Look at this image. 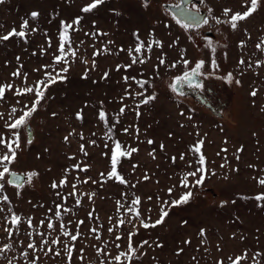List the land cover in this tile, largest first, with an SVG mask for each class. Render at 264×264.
<instances>
[{"label": "rangeland", "instance_id": "1", "mask_svg": "<svg viewBox=\"0 0 264 264\" xmlns=\"http://www.w3.org/2000/svg\"><path fill=\"white\" fill-rule=\"evenodd\" d=\"M91 2L0 3V36L20 31L28 22L25 38L0 41V85H13L0 100V135L10 142L13 132H19L20 146L9 168L25 175L19 188L7 183V174L0 181V249L11 245L0 253V264H69L66 246L73 249L70 264H118L115 257L128 253L131 233L135 258L121 257L119 264H233L245 254L240 264H264V201L255 199L264 193L257 182L264 178V0L236 29L226 21L246 11L250 0L191 2L187 6L204 10L208 24L187 29L164 7L178 0H148L147 7L144 0H105L93 12H82ZM225 9L231 10L228 16ZM78 17L80 23L73 24ZM62 22L73 24L71 50L66 45L67 63L56 64ZM141 41L151 51L137 54ZM199 61L204 62L201 87L182 85L173 92L175 78ZM64 67L66 79L48 87L27 126L6 128L36 99L35 92H14L35 89L47 79L46 72L55 76ZM17 71L20 76H13ZM149 96L155 99L143 103ZM13 108L17 111L10 116ZM199 141L203 144L195 153ZM117 142L124 151L137 149L117 164L123 183L108 176ZM6 152L0 145V156ZM200 154L206 178L201 186L185 189L181 180L200 166ZM32 172L37 175L28 183ZM197 178L199 173L189 183ZM64 179V186L52 188ZM186 191L192 193L189 201L171 207ZM137 198L139 204L133 205ZM162 207L168 211L162 223L141 226V221L152 225L160 219ZM13 213L21 218L19 231L10 223ZM62 228L70 235L64 236ZM77 233L78 239L71 240ZM144 241L148 243L141 247ZM29 243L35 248L29 249Z\"/></svg>", "mask_w": 264, "mask_h": 264}, {"label": "snow or ice", "instance_id": "2", "mask_svg": "<svg viewBox=\"0 0 264 264\" xmlns=\"http://www.w3.org/2000/svg\"><path fill=\"white\" fill-rule=\"evenodd\" d=\"M3 0H0V3H2ZM184 0H180L179 3H176L175 5H172L171 7H174L176 10V16H174L173 18L176 20V23L179 24L181 27L187 29L190 27H199L201 24H208V20L207 19H202L199 16V10L197 9L195 11V13H193V11H191L190 9L183 7ZM103 3H105V0H92V2L86 6H84L81 11L84 13H91L93 12L95 9L98 8V6L102 5ZM261 0H250V7L247 8L246 11H244L243 13H234L231 15L230 19L228 21H226L227 23H229L231 25V27L233 29H236L237 24L239 21L245 20L247 19L250 15H252L258 8V6L260 5ZM144 6L147 7L148 6V0H144ZM231 10L230 9H225L224 10V15L228 16L229 12ZM31 16L33 18H36L38 16V13L33 12L31 13ZM179 17V18H177ZM183 18V20L187 21V23H182L181 19ZM80 23V18H76V20H74L73 24H79ZM216 23H221V21L219 19L216 20ZM73 24H67L65 22H62V28L63 31L60 34L59 40V47H58V52L59 55H57L55 57V63L59 64L61 62L67 63V55L68 53H66L65 51V46L67 45L69 50H71V38L69 36V29H73ZM28 28V22L24 21L21 25V30L17 31L16 29H13L11 32H9L7 35H3L0 36V41H6L9 40L11 37H18V38H25L26 37V32L23 29ZM33 31H35V29H33ZM93 35H95V33H93ZM153 43L157 44L158 46L162 47V44L159 41H154ZM211 44H209V48H211ZM258 48H260V45H257ZM142 50H146V51H151V45H148L147 49L145 48V43L143 41L139 42L137 44V46L135 47L134 51L139 54L142 52ZM121 51H123V49H121ZM129 55H132L133 50L129 49ZM214 51V49H213ZM72 56L76 55L75 51H71L70 53ZM99 53L94 52V56L98 55ZM19 59V58H18ZM137 57H133L132 59V63H136L137 62ZM140 63H145V60L143 59H139ZM84 63H87V61H84ZM165 63V61L161 58L160 59V64L163 65ZM183 63L185 66H187L189 64V61L187 60H183ZM213 65L215 66V61L212 62ZM241 64L244 63L243 60L240 61ZM93 66H95V61H93ZM204 66V62L203 61H199L196 63L195 67L192 68L190 71H185L183 73L182 76L176 77L175 81L173 82V84L170 85V88L173 92L177 91V86L179 84L182 83H187L192 87H196L199 88L201 87L200 83L195 82V78L202 75L201 73V68ZM48 66H45V68H47ZM171 67H176L175 64H172ZM68 71L67 67L61 68L59 70V72H56V75L53 76L52 73L50 72H46V80H41L38 81L36 84L35 89L33 87H27L24 89H17L14 92V95H25L27 93H33L35 92V96L36 99L32 102V106L31 108H29L27 111H24L22 115H20L18 118H16L14 120V122L12 123H6L5 127L9 128L11 130H19L22 127H26L27 126V122L30 119V117L33 115V113H35L37 111V108L39 106V104L41 103V101L44 99L45 96V92L47 91L48 87H50L52 84L57 83L58 81H63L66 79V76L62 75L61 73H66ZM13 76H20V72L17 71L15 73L12 74ZM107 75V74H105ZM26 78V77H25ZM127 80V77L125 78ZM227 79L229 80V82H231V74L229 73L227 76ZM143 83H147V81L143 82ZM143 83L140 84L141 87H143ZM237 84L240 83V81H236ZM41 86H43V90L41 89ZM13 90V85L12 84H7V85H0V100H4L5 99V93L6 91H12ZM251 95L253 97H255L257 95V92L254 90ZM155 96H149L147 97L143 103H148L151 100H154ZM16 109L13 108L10 116H14L16 113ZM121 112H123V109H121ZM183 115V113H181ZM79 117V114H77ZM0 118H2V114H0ZM99 118L101 120H104L106 118V114L101 112L99 114ZM125 131H127V129H125ZM13 136L15 137L14 140L12 141H6L2 135H0V145H3L6 149L7 152L0 156V168H2V171H0V181H3L5 179L6 174L8 176H11L12 179H8L7 183L10 185H14L17 188L22 187L23 184L25 183V179L22 178L21 176H19L18 174L11 172L9 165L15 163L16 160V156H17V149H19L20 146V136H19V132L18 131H14L13 132ZM67 140V137L65 138ZM31 141H29L30 143ZM94 143V142H93ZM148 143H153L152 141H148ZM203 144V141H199L197 143V145H195L192 148V151L195 153H200L201 150V146ZM15 145V147L13 146ZM161 148H163V145H161ZM81 151H83V146H81ZM137 149L135 148H131L127 151L122 150L121 145L119 144V142H117L112 150L111 153V171L108 173L109 177H115L118 180H120L121 183H123V179L119 176L118 172H117V164L119 163L120 157L122 156H130L131 153L136 152ZM223 151H227L226 149H224ZM239 151V150H238ZM85 155H87V153H85ZM181 159H183V155L181 156ZM237 159H239V157H237ZM198 164L200 165L195 171L193 172H189L187 173L181 180V184L180 186L185 188V189H190L191 187H196V186H201L204 182V179L206 178V161L205 158L202 154L199 155V159H198ZM76 167H79L78 165ZM223 167V165H222ZM85 170V169H82ZM199 173V178L195 179L192 183H189V177H197ZM214 174V173H213ZM37 175L35 172L29 173L27 174V182L30 183L31 179ZM66 179L61 180L60 184L57 185L56 182H53V184L51 185L52 188H57L62 187L66 184ZM257 182L259 185L264 186V178H257ZM75 187V186H73ZM4 189V184L0 183V192H2ZM169 194H171L172 189H169ZM192 193L191 191H186L178 200H173L170 202V206L171 207H175V206H179L181 204H185L189 201L190 197H191ZM2 199L4 201L8 200L7 196H3ZM255 199L257 201H264V193L258 194ZM165 204H169V202L165 201ZM139 204V199L137 198L136 200L133 201V205ZM59 207V206H58ZM3 209L0 208V212H2ZM129 211H132V209H129ZM136 216H139V212L137 211ZM91 215V214H89ZM168 215V211L165 210L163 207L161 208L160 211V219H158L154 224L149 225L148 223H144L143 221H141V226L144 228H148V227H155L156 225H159L160 223H162L164 221V218L167 217ZM57 216H59V213H57ZM21 222V218L17 215H15L14 213L12 214L10 223L13 226V228L16 229V231H19V224ZM29 227H31V219H29L27 221ZM43 224V221L41 222ZM120 224H123L124 221L120 220L119 222ZM79 224H83V221H80ZM47 227L49 229L53 228V224L52 223H48ZM62 233L64 236H69L70 233L67 230H64L63 228L61 229ZM112 229H109V231H111ZM5 231H7L9 233V236L12 235V230L9 228H6ZM91 231L96 232V229H91ZM201 235L204 234V231L201 230ZM78 235L79 233H77L76 235H71V240L75 241L78 239ZM135 235V233H131L129 236V245H128V253H121L120 255L115 257V260L118 262L121 261V257H125L129 262H131V260H133L135 258V249L132 247L131 244V236ZM99 235L96 236V239H99ZM117 239H120V237H117ZM59 241L58 240H53L52 243L53 244H57ZM44 243H47V241L45 240ZM147 241H144L140 246L143 247V244H147ZM117 247H119V245H117ZM11 245H5V247L3 249H0V253L4 252L6 249H10ZM28 248L29 249H34L35 245L33 243H29L28 244ZM49 251H52V249H49ZM72 251L73 249L71 247H67L66 246V253L69 259V264L71 262V258H72ZM82 251V250H81ZM129 253H131V255H129ZM23 255L25 256V258L27 257V253H23ZM56 255H60L59 252H56ZM259 255V254H257ZM247 258V254H245L242 257H237V259L233 262V264H240V261L242 259H246ZM34 264V262H33ZM222 264V262H221ZM257 264H259V261H257Z\"/></svg>", "mask_w": 264, "mask_h": 264}, {"label": "water", "instance_id": "3", "mask_svg": "<svg viewBox=\"0 0 264 264\" xmlns=\"http://www.w3.org/2000/svg\"><path fill=\"white\" fill-rule=\"evenodd\" d=\"M198 1H199V0H184L182 6L188 8V9H190L191 11H193V13H195L196 10L189 8L187 5H188L189 3H191V2L196 3V2H198ZM179 2H180V0H178V3H179ZM175 4H176V3H166V4L164 5V7H165V8H166V9H167V10H168L173 16H176V10H175L174 7H171V6H172V5H175ZM205 14H206V13H205L204 10H199V16H200L202 19L205 18ZM177 18H179V17H177ZM180 19H181V22H183V23H187V21L183 20V18H180ZM209 26H212V23H209ZM204 33H205V32H204ZM206 34H210V32L208 31V32H206ZM200 80H201V79H200L199 76L195 78V82H200ZM182 85H187V83L179 84V85L177 86V92L180 91ZM27 130H29V128H27ZM29 136H30V133H29ZM12 172L18 174L19 176H21L22 178L25 179V175H24L23 173H21V172H17V171H12ZM8 179H12V177H11V176H8Z\"/></svg>", "mask_w": 264, "mask_h": 264}, {"label": "flooded vegetation", "instance_id": "4", "mask_svg": "<svg viewBox=\"0 0 264 264\" xmlns=\"http://www.w3.org/2000/svg\"><path fill=\"white\" fill-rule=\"evenodd\" d=\"M191 4V3H190ZM189 5V4H188ZM192 86H190V85H186V86H184L183 88H191Z\"/></svg>", "mask_w": 264, "mask_h": 264}, {"label": "trees", "instance_id": "5", "mask_svg": "<svg viewBox=\"0 0 264 264\" xmlns=\"http://www.w3.org/2000/svg\"><path fill=\"white\" fill-rule=\"evenodd\" d=\"M196 99H198L199 101H200V99H199V97L197 96V98ZM210 109H212V107H209ZM212 110H215V109H212Z\"/></svg>", "mask_w": 264, "mask_h": 264}]
</instances>
